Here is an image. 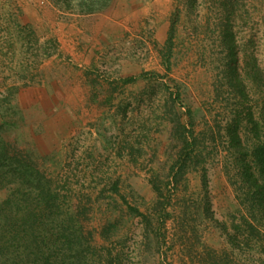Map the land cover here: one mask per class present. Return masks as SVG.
Returning a JSON list of instances; mask_svg holds the SVG:
<instances>
[{"label": "rangeland", "instance_id": "obj_1", "mask_svg": "<svg viewBox=\"0 0 264 264\" xmlns=\"http://www.w3.org/2000/svg\"><path fill=\"white\" fill-rule=\"evenodd\" d=\"M106 1L0 0V93L19 85L0 108L3 143L49 177L78 176L74 202L91 198L95 244L122 264H264L225 130L235 119L251 140L250 112L263 125L264 0Z\"/></svg>", "mask_w": 264, "mask_h": 264}, {"label": "trees", "instance_id": "obj_2", "mask_svg": "<svg viewBox=\"0 0 264 264\" xmlns=\"http://www.w3.org/2000/svg\"><path fill=\"white\" fill-rule=\"evenodd\" d=\"M234 1L223 0L229 9L234 7ZM107 3L106 0H78L76 5L82 10L94 11ZM223 42L228 79L234 85L238 74L237 54L228 24L224 28ZM3 88L0 108L10 105L19 85L13 82ZM253 116L252 112L245 116L249 124L252 122L248 129L251 140L244 139L235 119L225 130L232 163L254 219V224H248L260 234L258 227L264 223V115L263 125ZM181 161L178 168H171V182H176L179 172L185 168L186 164ZM70 173L62 172L57 179L49 177L32 152L8 146L0 138V191L9 189L0 202V264H122L121 254H113L105 245L95 244L94 230L89 229L87 222L91 198L77 197L78 202H74L72 186L78 176ZM203 185L206 189V174H203ZM112 225L102 228L99 235L103 239L111 236Z\"/></svg>", "mask_w": 264, "mask_h": 264}]
</instances>
